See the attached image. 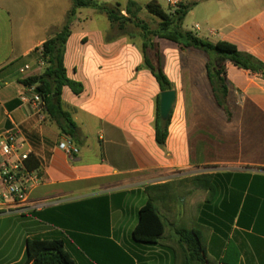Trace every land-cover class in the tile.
<instances>
[{
    "label": "crops",
    "instance_id": "0c3cea01",
    "mask_svg": "<svg viewBox=\"0 0 264 264\" xmlns=\"http://www.w3.org/2000/svg\"><path fill=\"white\" fill-rule=\"evenodd\" d=\"M182 3L195 4L188 15H198V37L234 44L264 63V0ZM94 13L77 14L66 44L67 76L84 86L80 95L68 87L62 92L63 108L75 124L73 135L61 134L48 118L40 122L31 106L18 101L23 91L19 80L24 77L7 82L17 70L0 74V135L15 131L24 152L40 162L34 171L40 182L22 205L25 213H17L19 206L12 204L8 211H0L3 262L22 264L27 239L40 237L64 240L76 264H174L167 245L133 240L138 212L148 200L146 189L209 175L215 194L210 198L195 186V196L187 203V210L194 211L189 225L201 231L207 253L217 264H264L262 76L228 65L233 114L228 121L210 100L207 60L157 39L164 72L177 94L162 148L154 128L161 91L152 73L142 68L140 43L122 35L108 20L102 28L89 26ZM150 15L157 25L158 17ZM61 28H44L47 37L32 42L23 58L34 59V66V50ZM66 141L79 149L73 158L59 148ZM36 205L46 207L28 211Z\"/></svg>",
    "mask_w": 264,
    "mask_h": 264
},
{
    "label": "trees",
    "instance_id": "16d2710c",
    "mask_svg": "<svg viewBox=\"0 0 264 264\" xmlns=\"http://www.w3.org/2000/svg\"><path fill=\"white\" fill-rule=\"evenodd\" d=\"M72 3L73 6L61 30L42 44L45 61L42 72L19 80L23 86H35L36 92L44 102V113L48 121L56 124L61 134L71 136L75 128L71 115L63 108V89L68 87L75 95L84 92L82 83L67 76L64 64L66 44L78 10L91 9L96 14L105 16L114 28L132 42L139 40L144 58L142 68L149 70L156 78L161 93L173 90V85L164 72V57L156 42L157 39L172 42L182 52L203 56L207 60L206 74L211 88L210 100L228 121L233 115L228 104V65L259 74L264 79V63L254 56L239 51L234 44L225 41L213 43L184 29L185 18L195 6L193 3H181L168 13L158 4L149 3L147 11L159 19L155 28L139 18L143 9L133 0H129L124 9L120 3L107 5L97 0H72ZM35 51L36 49L34 53ZM160 97L161 94L156 99L154 128L156 142L164 148L171 115L168 121L161 120ZM11 106L12 103L7 104L9 109ZM25 163L30 172L40 167V162L33 154H29ZM210 180L211 176L201 175L147 188L148 200L138 212V221L132 231L133 240L146 245H167L174 255V264H217L207 253L201 231L189 225L193 220L194 211L187 210V203L195 196V186L207 191L212 198L215 187L211 186ZM33 215L40 218V214ZM22 264L76 263L66 250L64 240L34 237L26 241V256Z\"/></svg>",
    "mask_w": 264,
    "mask_h": 264
},
{
    "label": "rangeland",
    "instance_id": "374dc122",
    "mask_svg": "<svg viewBox=\"0 0 264 264\" xmlns=\"http://www.w3.org/2000/svg\"><path fill=\"white\" fill-rule=\"evenodd\" d=\"M97 1L107 5H116V3H120L122 7H125L129 0ZM133 1L143 9L141 12V19L146 20L152 28H155L156 24L152 23L151 19H149L151 17L153 18V16H151L146 9L151 0ZM157 1L163 8H167V0ZM72 6V0H0V74L7 70H13L15 72L17 70V72L7 80L8 83H16L17 79L22 77V75L18 73V67H20V65L24 66L25 63L33 65L34 59L23 58L24 53L33 46L32 42L47 37L44 29L46 27L50 26L52 31L60 29L62 25H64L68 17L67 13ZM79 12H82L85 16L94 13L91 9L78 10V13ZM95 15L92 22L88 24L89 26H99L102 28L109 25L105 17L98 16V14ZM197 16L198 15L195 13L190 14L184 21V29L191 31L195 35H199L195 31ZM132 30L135 31L136 29L132 28ZM137 41L140 43L139 40ZM10 57L12 60L9 62L8 59ZM192 59L197 60L195 57H192ZM41 72L42 70L40 73ZM29 74L30 76L33 75L31 72ZM35 74H39V71H36ZM1 97L0 93V99ZM217 110L223 114L220 109L217 108ZM0 264H6L3 262L1 252Z\"/></svg>",
    "mask_w": 264,
    "mask_h": 264
},
{
    "label": "built area",
    "instance_id": "2783aa9c",
    "mask_svg": "<svg viewBox=\"0 0 264 264\" xmlns=\"http://www.w3.org/2000/svg\"><path fill=\"white\" fill-rule=\"evenodd\" d=\"M182 3V0H167V4L172 9H176ZM36 58L34 66L26 64L19 70L22 77L26 78L36 71H41L45 66L43 60V46L36 48ZM27 75V76H26ZM23 91L19 94V101L27 104L36 112L40 122H46L47 116L44 113V102L42 97L36 92L35 86H23ZM70 158L79 153V149L70 141L59 145ZM29 153L24 152V143L19 140L15 131H8L0 135V211H8L10 204L19 206L17 213H25L26 207L22 205L27 203L29 193L33 186L39 184L40 177L35 172L28 171L26 160ZM46 207L45 205H36L28 208V211H36Z\"/></svg>",
    "mask_w": 264,
    "mask_h": 264
},
{
    "label": "water",
    "instance_id": "95a60500",
    "mask_svg": "<svg viewBox=\"0 0 264 264\" xmlns=\"http://www.w3.org/2000/svg\"><path fill=\"white\" fill-rule=\"evenodd\" d=\"M177 94L175 90L161 93L160 97V118L163 122L169 120L172 110L176 104Z\"/></svg>",
    "mask_w": 264,
    "mask_h": 264
}]
</instances>
